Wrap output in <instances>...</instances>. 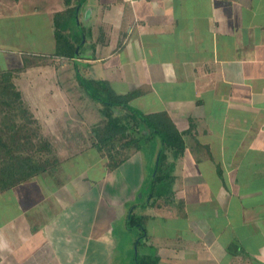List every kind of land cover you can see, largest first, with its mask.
<instances>
[{
  "label": "crops",
  "instance_id": "crops-1",
  "mask_svg": "<svg viewBox=\"0 0 264 264\" xmlns=\"http://www.w3.org/2000/svg\"><path fill=\"white\" fill-rule=\"evenodd\" d=\"M65 9L0 0L3 20L28 22L12 29L19 40L0 26V71L14 72L59 159L0 188V264H264V0H84L75 59L55 54ZM78 74L165 113L183 151L166 148L155 171V135L108 167L85 145L102 107ZM156 173L168 183L153 186ZM131 213L142 225L130 226Z\"/></svg>",
  "mask_w": 264,
  "mask_h": 264
},
{
  "label": "trees",
  "instance_id": "trees-1",
  "mask_svg": "<svg viewBox=\"0 0 264 264\" xmlns=\"http://www.w3.org/2000/svg\"><path fill=\"white\" fill-rule=\"evenodd\" d=\"M64 1L66 9L54 15L55 54L63 58L75 59L79 55L78 49L83 43L84 32L81 23L78 22L77 14L78 8L84 0ZM78 28L82 31H77ZM13 76L14 72L12 71H0V97L5 98L4 103L9 106L8 108L11 111L19 108L20 112L23 111L27 114L29 110L26 109L27 106L22 99L21 92L14 83ZM77 76L87 95L102 104L101 114L104 118L102 123L96 122L91 126L90 131L85 136L87 137L85 145L94 146L102 151L109 158L108 167L115 168L125 159L127 153L121 156L123 154L121 148L126 150L131 145L140 148L143 143L148 142L155 135L162 142L155 171H162V165L166 163V148L174 147L176 155L183 151V135L175 128L165 113L145 114L138 108L131 106L129 94L117 93L109 81L87 79L80 74ZM116 110H119L120 113H115ZM121 110L125 111V114L122 115ZM129 120L132 122L129 123ZM133 129L139 131L138 134L136 133L138 136L129 134V137L120 148L119 146L116 147L115 142L118 135L126 134ZM1 137L0 135V152L3 149L9 152L10 147ZM45 148H50V145L47 143ZM43 169L40 159H35L32 156L11 155L0 161V188L5 189L22 182ZM166 177H168L166 174L156 173L152 180L153 186L168 183ZM164 190L159 195L170 192V187H166ZM128 222L130 226L142 225L141 217L133 213L129 215ZM138 262L139 264H154V262L145 259Z\"/></svg>",
  "mask_w": 264,
  "mask_h": 264
},
{
  "label": "rangeland",
  "instance_id": "rangeland-1",
  "mask_svg": "<svg viewBox=\"0 0 264 264\" xmlns=\"http://www.w3.org/2000/svg\"><path fill=\"white\" fill-rule=\"evenodd\" d=\"M1 11V10H0ZM5 17V20L0 16V26H3L5 31H2V37H9V39L18 38V34L14 33L12 31L13 28L17 30L16 22L18 21L21 24V28L23 27V24H27L28 22L24 19L21 20H15L9 21L7 20V17ZM40 17V16H39ZM42 18L40 17V20ZM3 21H6L7 24H3ZM25 28H27L25 26ZM40 29V26H39ZM42 30H36V38H41ZM42 43L45 45L46 37L41 38ZM14 42V41H13ZM7 44H13L12 42H7ZM15 44V42H14ZM39 44V43H38ZM47 48V47H46ZM91 99L90 97H88ZM3 97H0V135L1 138L7 142L8 146L10 147V151L2 150L0 152V161L8 158L9 156H32L35 159H40L42 168H44L41 171L49 170L51 167L56 165L59 162V159L57 158V155L53 151V148H45L46 142L41 137L39 129H37V125L35 122H32L33 119L31 118V115L29 113L25 114V112H20L21 110L19 108H16L15 110H12L8 108L9 106L4 103ZM91 101L93 105H97L98 102L91 99L88 100ZM99 105L102 107V104L99 103ZM27 109V108H26ZM121 114H125V111L121 110ZM115 113L119 114L120 111L116 110ZM127 113V112H126ZM104 121L103 115L100 113V120H98V123H102ZM127 121V120H126ZM129 123L132 122L131 120L128 121ZM138 134V130H131L130 132L118 135L116 138V147L120 146L127 140L128 135H135ZM136 134V135H137ZM138 136V135H137ZM146 149V146H145ZM121 152L124 155L126 153V150L121 148ZM120 156V157H121Z\"/></svg>",
  "mask_w": 264,
  "mask_h": 264
}]
</instances>
